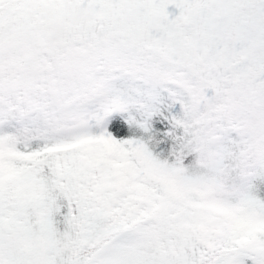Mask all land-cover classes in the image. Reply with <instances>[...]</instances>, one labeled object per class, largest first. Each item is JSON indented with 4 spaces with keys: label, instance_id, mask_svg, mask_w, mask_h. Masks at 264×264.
I'll return each instance as SVG.
<instances>
[{
    "label": "snow or ice",
    "instance_id": "6c2138e0",
    "mask_svg": "<svg viewBox=\"0 0 264 264\" xmlns=\"http://www.w3.org/2000/svg\"><path fill=\"white\" fill-rule=\"evenodd\" d=\"M0 264H264V0H0Z\"/></svg>",
    "mask_w": 264,
    "mask_h": 264
}]
</instances>
